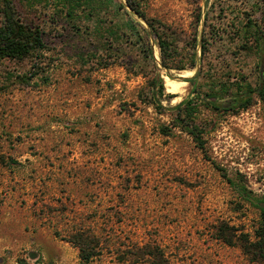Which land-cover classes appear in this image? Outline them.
<instances>
[{
    "label": "rangeland",
    "instance_id": "obj_1",
    "mask_svg": "<svg viewBox=\"0 0 264 264\" xmlns=\"http://www.w3.org/2000/svg\"><path fill=\"white\" fill-rule=\"evenodd\" d=\"M141 1L177 51L169 64L184 70L161 67L145 20L116 0H11L45 49L0 59V264H80L62 237L78 223L102 237L90 264H123L117 254L135 242L157 244L170 264H250L214 228L257 222L239 194L264 199V103L254 97L236 113L195 106L203 149L172 108L190 97L201 36L217 78L241 69L258 85L256 47L234 32L248 15L264 32V0ZM158 78L164 93L152 96ZM166 78L181 92L168 93Z\"/></svg>",
    "mask_w": 264,
    "mask_h": 264
},
{
    "label": "trees",
    "instance_id": "obj_2",
    "mask_svg": "<svg viewBox=\"0 0 264 264\" xmlns=\"http://www.w3.org/2000/svg\"><path fill=\"white\" fill-rule=\"evenodd\" d=\"M123 1L124 3L116 0L115 5L118 10H124V13H127L126 9H128L131 14L140 17L147 23L149 30L146 31V35L148 38L153 35L156 39L161 67L166 71L184 70L183 66L169 64L177 51L163 32H159V28L145 18L142 8L143 2L141 0ZM0 18H2L0 59L20 60L36 55L45 49L42 32L38 27L25 24L19 20L11 0H0ZM199 18L200 13L198 20ZM126 25L128 28L133 27L130 20L126 21ZM234 33L236 40L248 36L256 47L258 85L254 88L245 82L241 69L229 72L230 75L228 74L226 79L217 78L208 66L211 58H209V50L206 46L209 44L206 40H202L203 37L201 36L198 44L199 56L194 52L190 62V68L196 69V73L193 77L185 80L190 84V97L172 108L176 112L173 117L174 123L185 129L184 131L200 149L204 147L202 139L204 128L193 122L194 118L191 116L195 106L202 105L220 113H236L248 109L252 105L254 97L264 103V32L259 22L248 15L245 22L237 27ZM242 49L245 52H252V47L246 46ZM200 77L207 81V84L202 86L205 87V91L198 86ZM230 77L234 79L233 82H230ZM151 91L152 96L163 95V83L160 78L153 80ZM229 96L232 98L225 100ZM161 131L163 135L167 136L170 130L163 128ZM239 196L243 202L249 204L256 211L257 222L255 226L250 230H245L227 222H221L214 228V237L225 246L238 248L250 264H264V199L252 196L249 192H245L244 188L240 190ZM54 234L61 235L59 231H55ZM62 237L78 251L80 264H90L102 254V237L94 228L78 223L71 226ZM116 259L123 264H170L161 248L155 243L148 242L133 243L126 247L122 254H117Z\"/></svg>",
    "mask_w": 264,
    "mask_h": 264
},
{
    "label": "bare ground",
    "instance_id": "obj_3",
    "mask_svg": "<svg viewBox=\"0 0 264 264\" xmlns=\"http://www.w3.org/2000/svg\"><path fill=\"white\" fill-rule=\"evenodd\" d=\"M184 83H177L175 81H172L168 78H166V81H165V88H166V91L168 93H171V94H178L181 92V88L183 86ZM179 98V97H178ZM171 100V99H170Z\"/></svg>",
    "mask_w": 264,
    "mask_h": 264
}]
</instances>
